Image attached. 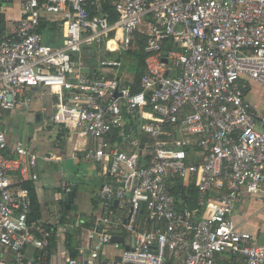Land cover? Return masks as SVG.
<instances>
[{
    "label": "built area",
    "instance_id": "obj_1",
    "mask_svg": "<svg viewBox=\"0 0 264 264\" xmlns=\"http://www.w3.org/2000/svg\"><path fill=\"white\" fill-rule=\"evenodd\" d=\"M11 4L19 19L13 36L0 37V110L27 106L26 91L46 89L51 122L93 141L84 159L111 179L97 194L104 216L89 235L92 250L65 264H101L106 245L120 252L117 264H218L221 255L264 264V245L232 220L241 194L264 203V113L239 86L242 77L264 86V0ZM137 44L145 71L133 93L118 76V57ZM188 149L197 150L199 162H189ZM147 155L149 164H140ZM36 161L23 143L9 150L0 131V249L9 254L0 264H32L27 250L49 247L51 233L28 219L31 197L22 185L37 179ZM174 178L194 181L203 208L198 220L177 210L167 185ZM124 199V227L133 235L126 248L112 244L105 228L114 201ZM142 210L154 223L150 231H136Z\"/></svg>",
    "mask_w": 264,
    "mask_h": 264
},
{
    "label": "crops",
    "instance_id": "obj_2",
    "mask_svg": "<svg viewBox=\"0 0 264 264\" xmlns=\"http://www.w3.org/2000/svg\"><path fill=\"white\" fill-rule=\"evenodd\" d=\"M2 5L5 12L0 15V37H11L15 33L19 19V8L11 3L0 4ZM7 21L11 28L8 27ZM121 75L124 74L120 70L118 76ZM130 80L131 78H126L123 81L127 83ZM240 83L244 85L243 88ZM239 86L245 101L258 113H264V86L245 77L239 80ZM25 95L31 97L29 105L12 111L0 110V131L5 135L9 150H13L18 143H23L30 152L37 155L36 167L32 171L37 179L22 185L26 184L29 187L32 202L38 206L37 221L55 231L51 233L49 264H65L69 256L65 251L62 230L65 229L72 234V247L76 257L89 254L95 244V240L90 239L89 235L104 216L97 194L102 185L111 180L98 177L95 166L84 159L83 151L88 147H94L93 141L67 131L64 140L62 142L58 140L62 127L50 120L54 111L53 100L51 101L46 89H30ZM144 141L142 139V142ZM190 161L199 162L197 150H190ZM10 179L14 186H20L17 173H12ZM66 188L75 194L74 203L69 210L61 203L62 192ZM111 215L115 219L111 220L108 217L109 223L105 225L109 235L122 238L119 243L122 247L131 246L133 235L124 227L129 216L127 199L118 201ZM232 220L240 231L253 234L256 242L264 245L262 200L241 194L234 206ZM153 226L154 223L149 220L147 212L142 210L135 224L136 231H150ZM119 255L120 252L112 245H106L99 252L98 262L117 264ZM0 256L9 258V254L2 249ZM218 264H240V261L233 256L221 255Z\"/></svg>",
    "mask_w": 264,
    "mask_h": 264
},
{
    "label": "trees",
    "instance_id": "obj_3",
    "mask_svg": "<svg viewBox=\"0 0 264 264\" xmlns=\"http://www.w3.org/2000/svg\"><path fill=\"white\" fill-rule=\"evenodd\" d=\"M11 3V0H0V4H6ZM86 52V51H85ZM87 53V52H86ZM90 56L93 55V51H89ZM96 55H100L102 58L104 56V53L97 52L94 54V57ZM145 54L143 53L141 46L137 44V48L133 49L132 51H129L122 56L118 57V60L121 62V69H128L132 74V78L127 84L131 88V91L133 93H137L140 91V79L144 74L145 71ZM88 64H90L89 61H87ZM65 130L61 128V133L58 136V140L62 142L65 138ZM144 142H147L148 139L144 138ZM190 150L188 149V153ZM140 164L148 165L149 164V156L147 155L144 160L140 161ZM111 180V179H109ZM169 191L176 199V207L178 211H190L191 214L194 216V219L198 220L203 212V208L199 206L198 204V194L197 190L195 188L194 181L191 182H183L182 180L178 178L170 179L167 182ZM24 187L29 189V187L24 184ZM96 206V202H94V207ZM39 217L38 212V206L32 202L31 199V206H30V212L28 215L29 221H37ZM87 224V223H86ZM46 230H48L50 233H55V231L50 230V228L44 226ZM65 238V251L67 252V255L70 258L75 257L74 249L72 247V234H70L68 231L63 234ZM51 241V239H50ZM50 242L49 247L46 250V253L44 251H35L33 253L32 257V264H49V256H50ZM230 256V255H229Z\"/></svg>",
    "mask_w": 264,
    "mask_h": 264
},
{
    "label": "water",
    "instance_id": "obj_4",
    "mask_svg": "<svg viewBox=\"0 0 264 264\" xmlns=\"http://www.w3.org/2000/svg\"><path fill=\"white\" fill-rule=\"evenodd\" d=\"M1 28L3 29L4 28V23L1 24ZM166 52H163L162 56H163V59H162V63L164 65H167V59H166ZM118 94H115L114 97H117ZM74 192L72 191H69V192H66L65 190L62 192V196H61V203L64 205L65 209L66 210H69L70 207L73 205L74 203ZM118 204V200H115L114 203H113V207L116 208ZM127 222V220L125 221V223ZM122 241V238L120 237H116V236H113L111 237L110 239V242L112 244L114 243H121ZM34 253L33 249H28L27 252H26V257L28 258V260H31L32 258V254Z\"/></svg>",
    "mask_w": 264,
    "mask_h": 264
},
{
    "label": "rangeland",
    "instance_id": "obj_5",
    "mask_svg": "<svg viewBox=\"0 0 264 264\" xmlns=\"http://www.w3.org/2000/svg\"><path fill=\"white\" fill-rule=\"evenodd\" d=\"M7 24H8V27L11 28V26H10V24H9L8 21H7ZM99 56H100V55H99ZM100 57H101V56H100ZM101 58H102V57H101ZM107 58H108V57H106V56L104 55L102 59L106 60ZM112 59H116V56H113ZM121 72H122V74H124V75H121V77H122L123 80H126V78H132V76H133V74H132L128 69H122ZM240 85H241V88H243L244 85H242L241 83H240ZM246 89H247V88H246ZM248 98H249V96H247L246 100H248ZM124 215H125V213H124ZM109 217H110L111 220H114V219H115V217H114L113 215H111V216H109Z\"/></svg>",
    "mask_w": 264,
    "mask_h": 264
}]
</instances>
